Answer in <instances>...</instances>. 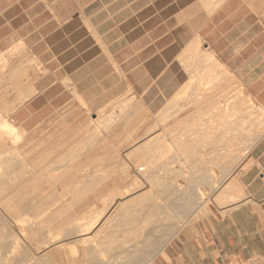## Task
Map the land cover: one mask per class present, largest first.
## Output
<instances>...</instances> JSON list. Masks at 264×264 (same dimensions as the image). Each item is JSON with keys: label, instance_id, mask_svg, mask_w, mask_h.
<instances>
[{"label": "crops", "instance_id": "1", "mask_svg": "<svg viewBox=\"0 0 264 264\" xmlns=\"http://www.w3.org/2000/svg\"><path fill=\"white\" fill-rule=\"evenodd\" d=\"M208 56L218 71L201 77ZM213 80L197 93L219 97L209 192L236 187L243 202L197 207L152 264H264V0H0V116L17 128L84 127L128 98L150 119Z\"/></svg>", "mask_w": 264, "mask_h": 264}, {"label": "rangeland", "instance_id": "2", "mask_svg": "<svg viewBox=\"0 0 264 264\" xmlns=\"http://www.w3.org/2000/svg\"><path fill=\"white\" fill-rule=\"evenodd\" d=\"M205 65L196 70L201 77L218 71L209 56ZM214 84L217 81H201L196 90L185 85L162 111L149 116L150 119L140 111L134 98H128L115 103V112L95 114L94 123L89 115L84 127L33 130L31 133L21 128L10 132L0 125V190L3 191H0V264H14V259H18L19 264H64L58 261L63 257L76 260L83 251V244L69 243L65 235L68 229L75 231L76 238L84 230L88 231L90 242L97 250L101 249L99 242L104 233L97 226L114 222L112 217L120 211L118 193L126 194L125 201L139 202L140 199L143 203L146 197L145 204L161 203L157 205L159 210L166 207V211H171L172 207L168 209L167 204L175 200L172 203L174 211H188L186 218L198 211V205L189 207L176 197L181 194L179 188H193L194 179L200 176L211 177L214 183L221 179L219 169L223 161L218 158L219 130L215 126L208 128L219 97L208 98L213 102L209 105L200 103L204 95H197L214 93ZM194 92L196 95L191 97ZM240 107H245L243 102ZM249 118L252 124L251 115ZM4 119L0 116V124ZM146 122L153 127L140 130L138 126ZM71 124H75V119ZM246 132L242 130V134ZM199 163L204 167L199 168ZM208 184H202L201 189L211 191ZM214 190V196L221 192L222 197L216 200L210 195L206 201L214 200L218 205L231 207L243 202L236 187L217 186ZM98 191L108 197V202L111 200L112 209L104 214L98 213L102 208V201L96 198ZM168 196L173 197L168 199ZM148 198L151 201L147 202ZM184 220H179L177 225ZM176 232L163 241L161 250L167 248ZM69 246L68 253L65 247ZM54 256L56 259L51 260Z\"/></svg>", "mask_w": 264, "mask_h": 264}, {"label": "bare ground", "instance_id": "3", "mask_svg": "<svg viewBox=\"0 0 264 264\" xmlns=\"http://www.w3.org/2000/svg\"><path fill=\"white\" fill-rule=\"evenodd\" d=\"M0 125L3 128L10 129V130H8L10 132L11 131H15L17 129V127L15 125L10 123L6 119H4L1 122ZM186 144H188V143H186ZM180 151H184V149H180ZM0 158H2V156H0ZM0 162H1V160H0ZM185 163H187V162H185ZM2 166H4V164ZM138 166H140V164H138L137 167ZM5 167H6V163H5ZM5 167H4V169H5ZM136 172H137V170H136ZM178 174H181V173H178ZM0 176H2V175L0 174ZM4 176L6 177L7 174L4 175ZM210 179H211V177L210 178L209 177H204V175H203V177L200 176L199 178H195L194 181H193L195 183V185L193 184L194 187L190 188V189H188V188L183 189V187L179 188L178 190H180L181 194H180L179 197H176V199L177 200H181L185 205H187L189 207L192 206V208H193V206H196V205L202 206V207L205 206L208 203V201H206L205 198H209L210 199L211 196L213 197L214 194H215L214 193L215 191L213 192L214 194L212 195V193H209V191H207L205 189H201V186L204 183H206V184H208V183L209 184H213L214 183V181H211ZM131 190H132V188H131ZM134 190H136V189H134ZM134 190H133V192H134ZM34 191L35 190H33V192ZM117 191L119 192V189ZM1 192H3V191H1ZM98 193L99 194L96 195V198H98L100 201H102V203H101L102 204V208L100 209V211L98 213L104 214L103 212H106V210L107 211L110 210L109 208H111L110 207L111 200L108 202L107 201L108 197L105 196V194H102L100 191H98ZM108 193H109V191H108ZM118 194L116 196H119L117 198H120V202H119L120 211L117 210L119 212L118 213L116 212L117 214L114 217H112L114 219V222L112 223L111 222L112 220H110L111 223H109V224L104 223V224H102V226H97V227H100L101 231L104 233V235L102 236V238H101V240L99 242L100 245H101V249L97 250V247L93 246V244L90 242V238L88 236V231L84 230V232L82 234H79L78 237L76 238L75 236H77V235H76V233H75V231L73 229H68V230L66 229L67 231H66L65 235H66V238H68L67 239L68 242L72 243V244L73 243H75V244L79 243L80 245L83 244L82 245L83 251L76 258V260L72 259L70 257H63L62 259H60L58 261H63L64 264H149L151 259L155 256V254H157L161 250V248L163 246V241L165 239L168 240L172 236V234H174L176 232L177 228H179V225H177V222L179 220L188 219V218H186V216L188 214L187 213L188 211H186V212L180 211V210H175L174 211V208H173L174 206L172 205V203L175 200L171 201V205L167 204L168 205V207H167L168 209H170L171 207L173 209L171 208V211H166L167 210V209H165L166 207L165 208L162 207L164 209L163 210L162 209L159 210L157 205H160L161 203L157 204V205H147V204H145L144 199L146 200V197L143 200L141 199L143 201V203H142L140 201V199H139V202H134V200L131 201L130 199L125 201L124 198H125L126 194L123 193V192L120 193L119 195ZM17 195H18V193H17ZM150 197L151 196H149V198ZM172 197L173 196H171V197L168 196L167 198L170 199ZM218 197H219V195H218ZM149 198L147 199V202H148V200L151 201L150 199H152L153 197H151L150 199ZM112 199H114V198H112ZM4 200H7V199H4ZM165 201H167V199ZM179 205H180V201H179ZM180 207H181V205H180ZM177 208L179 209V207H177ZM182 208H184V206ZM182 210H184V209H182ZM56 216L58 217L59 215H56ZM110 217H111V215H110ZM18 222H20V221H18ZM1 231H3V230H1ZM38 234H39V232H38ZM57 235L58 234H56V236ZM2 240L3 239L1 238V243H3ZM5 241H7V240H5ZM65 248H66L67 252L69 253V251L71 250V247L69 246V247H65ZM3 256H6V254H4ZM3 256H2L3 259L6 258V257H3ZM50 259L51 260H55L56 257L54 256L53 258H50ZM13 262H14V264H19L18 263V259H14ZM47 263H48V261H47Z\"/></svg>", "mask_w": 264, "mask_h": 264}]
</instances>
